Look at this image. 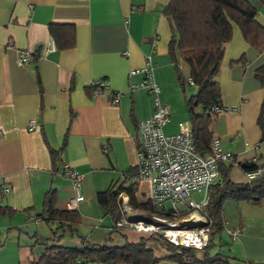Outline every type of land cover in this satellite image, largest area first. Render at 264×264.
I'll return each instance as SVG.
<instances>
[{
  "label": "crops",
  "instance_id": "1",
  "mask_svg": "<svg viewBox=\"0 0 264 264\" xmlns=\"http://www.w3.org/2000/svg\"><path fill=\"white\" fill-rule=\"evenodd\" d=\"M167 1L0 0V190L8 189L0 195V207L13 211L0 215V264H28L50 245L79 248L81 240L100 244L108 236L111 219L95 195L118 184L122 172L136 165L137 126L154 107L152 95L132 88L144 80L142 68H149L159 88L157 99L169 113L162 132L175 134L180 123L188 122L184 98L195 87L187 83L185 63L178 58L173 63L168 55L173 32L163 14ZM246 1L264 29V0ZM50 24L73 25L72 48L49 49ZM222 50L216 82L226 111L212 115L211 138L237 162L255 160L264 151V113L259 117L264 86L254 72L264 65V51L248 46L235 26ZM20 54L28 59L18 66ZM96 80L106 81L107 90L93 96ZM111 92L118 95L115 105L108 103ZM63 139L52 164L48 151L59 150ZM64 166L80 175L83 200L74 209L80 223L56 231L60 237L53 241L50 230L59 225L34 216L49 190L56 195V209L68 210L71 190L61 176ZM233 169V177L242 180L240 170ZM139 193H133L138 204L146 200ZM90 219L100 224L88 225ZM222 219L224 228L239 231L221 240L229 264H264V199L256 205L226 202ZM116 237V244L122 243Z\"/></svg>",
  "mask_w": 264,
  "mask_h": 264
},
{
  "label": "trees",
  "instance_id": "2",
  "mask_svg": "<svg viewBox=\"0 0 264 264\" xmlns=\"http://www.w3.org/2000/svg\"><path fill=\"white\" fill-rule=\"evenodd\" d=\"M163 14L170 21L173 32L168 45V55L173 63H176V58L185 63L189 69L188 79L192 83L191 86L195 87L194 94L188 99L184 98V103L194 152L199 156H205L209 153L212 140L210 127L213 122L212 115L206 110L212 105H220L216 76L222 60V46L230 40L232 28L235 26L244 42L257 53H261L264 51V29L255 20L256 9L246 0H168ZM48 35L57 51L70 49L74 45L72 24H50ZM254 76L264 86V65L255 70ZM180 85L182 87L185 85L183 80H180ZM196 108H200L199 111H195ZM263 113L264 101L259 113L260 119ZM65 143L63 139L59 150L49 149L52 164H55ZM262 143L264 144V140ZM233 160L235 166L218 164L219 179L207 191V205L202 213L209 223V238L204 248L193 250L174 247L166 243L160 235L152 233L139 235L132 241L127 239L125 233L134 230L126 226H117V223L124 219L119 209L122 200L118 195L123 193L127 197V205L132 209L144 211L149 209L146 202L138 204L133 198L138 182H129L136 171V167H132L122 172L118 184L111 185L108 190L95 195L96 203L102 208L104 215L111 219L108 236L102 243L94 244L81 240L79 248H66L53 244L46 247L45 252L37 260L28 264H159L162 260L175 264H229L228 258L224 255L215 253L213 256H208L204 253L198 258L193 251H207L213 245L215 237L222 245L221 240L225 236L222 231V207L226 202L256 205L264 199V173L251 181H246L244 178L245 173L264 167V151L254 162L251 160L237 162L234 157ZM233 168L240 170L242 180L234 179ZM55 204L54 191L45 192L41 212L34 216L36 220L47 224L59 225L50 230L53 241H57L60 237L56 236V231H62L63 228L70 230L80 223V216L76 211L58 210ZM12 213L10 208L0 207V215L9 216ZM116 235L122 243H114L113 236ZM154 243L165 249L167 254L163 257H155L150 249Z\"/></svg>",
  "mask_w": 264,
  "mask_h": 264
},
{
  "label": "built area",
  "instance_id": "3",
  "mask_svg": "<svg viewBox=\"0 0 264 264\" xmlns=\"http://www.w3.org/2000/svg\"><path fill=\"white\" fill-rule=\"evenodd\" d=\"M47 46L49 49L53 47L51 39ZM27 59L28 55L20 54L16 64L21 66ZM136 72L131 71L130 74ZM140 72L144 74V80L131 87L143 88L152 95L154 107L149 118L137 126L136 171L129 182L147 183L148 197L145 202L149 209H132L133 213L125 214L123 208L121 214L124 219L117 226H126L144 234H158L174 247L200 250L207 245L209 238V223L202 213L207 205L208 188L219 179L218 164L235 166L234 156L222 151L216 139L211 140L208 154H196L188 122L180 123L175 134H164L162 127L169 122L167 107L157 99L159 88L152 81L149 68L144 67ZM187 83L192 85L189 79ZM107 84L103 80L94 81L91 84L93 96L107 90ZM117 102V93L111 92L108 103L115 105ZM206 111L215 115L226 111V108L212 105ZM35 126V121H30L29 128L32 130ZM262 173L264 167L245 173L244 178L251 181ZM61 176L70 183L71 196L66 208L74 210L83 200L80 175L64 166ZM7 192V188H2L0 195ZM191 194L196 195L197 201L191 198ZM129 215L137 219H130ZM191 220L199 223V226L186 228ZM222 231L229 239H233L239 232L237 229L224 228V222Z\"/></svg>",
  "mask_w": 264,
  "mask_h": 264
},
{
  "label": "rangeland",
  "instance_id": "4",
  "mask_svg": "<svg viewBox=\"0 0 264 264\" xmlns=\"http://www.w3.org/2000/svg\"><path fill=\"white\" fill-rule=\"evenodd\" d=\"M186 89L187 90H190L189 87H186ZM199 109L200 108H196L195 111H199ZM168 132H170V131H168ZM234 179L238 181L240 178L238 179V178H235L234 177ZM139 183L140 182H138V184ZM146 187H147L146 184L141 182V185H140L139 189L137 188V191L140 192L139 193V196L142 197V198H144V199H147V197H148V188H146ZM122 195H123L122 193L118 195V198L122 200V202L119 201L120 202V206H119L120 207L119 208L120 211L122 212V209L124 208L123 210H124L125 214L133 213V212H131L132 211V208H130L127 205V197H125V195H123V197H122ZM191 198L193 200L197 201V198H196V195L195 194H191ZM129 216H130V219H133V216L132 217H131V215H129ZM96 220H98V219H96ZM108 222H109V218L106 219V220H104V222H102L101 224L100 223H97V221H95L94 219H90V220H88V223L87 224L88 225H94L96 223L98 225L100 224L101 225L100 227H104L105 228L106 227V223H108ZM18 233H19V235L21 237L22 236V233H20V232H18ZM130 233L134 234L136 237L139 236V235H145L144 233H140L139 231H136V230H134V231H132ZM128 234H129V232H128ZM129 236H130V234H129ZM113 238H114V243H116V241L118 240V238L116 236H113ZM130 238H131L130 240H134L135 239V238L132 239L131 236H130ZM7 240H10V236H9V239L7 238ZM63 240H65V243L69 242V240L67 238H65ZM150 247L149 248L152 250L154 256L157 257V258L163 257L165 254H167V252L165 251V249H163L162 247H158L155 243L152 244ZM224 247H225L224 245H220L218 243L217 237H215L214 240H213V245L207 251L202 250V251H193V252L196 255V257H198V258H200L204 253H207L208 256H213V255H215V253H218L220 256H223L224 255V250H225ZM159 264H175V263L168 262V261H163L162 260Z\"/></svg>",
  "mask_w": 264,
  "mask_h": 264
},
{
  "label": "water",
  "instance_id": "5",
  "mask_svg": "<svg viewBox=\"0 0 264 264\" xmlns=\"http://www.w3.org/2000/svg\"><path fill=\"white\" fill-rule=\"evenodd\" d=\"M137 218L133 217V220H136ZM195 226H199V223H196L194 220H191V222L186 224V228H193ZM24 233L28 235H32V232L27 231V230H22Z\"/></svg>",
  "mask_w": 264,
  "mask_h": 264
}]
</instances>
